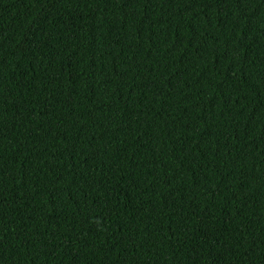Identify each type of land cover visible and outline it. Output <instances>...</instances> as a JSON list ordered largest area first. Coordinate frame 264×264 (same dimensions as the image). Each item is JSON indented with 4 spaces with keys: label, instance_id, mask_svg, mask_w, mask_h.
<instances>
[{
    "label": "trees",
    "instance_id": "1",
    "mask_svg": "<svg viewBox=\"0 0 264 264\" xmlns=\"http://www.w3.org/2000/svg\"><path fill=\"white\" fill-rule=\"evenodd\" d=\"M0 264H264V0H0Z\"/></svg>",
    "mask_w": 264,
    "mask_h": 264
}]
</instances>
